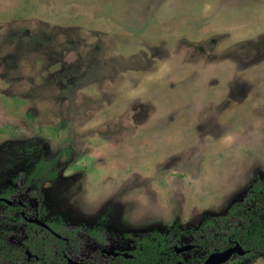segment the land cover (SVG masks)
Masks as SVG:
<instances>
[{
    "label": "rangeland",
    "instance_id": "1",
    "mask_svg": "<svg viewBox=\"0 0 264 264\" xmlns=\"http://www.w3.org/2000/svg\"><path fill=\"white\" fill-rule=\"evenodd\" d=\"M40 160L55 176L28 183ZM258 182L264 0H0V197L79 231L74 258L111 260L92 230L118 251L186 245ZM6 215L0 236L24 245Z\"/></svg>",
    "mask_w": 264,
    "mask_h": 264
},
{
    "label": "trees",
    "instance_id": "2",
    "mask_svg": "<svg viewBox=\"0 0 264 264\" xmlns=\"http://www.w3.org/2000/svg\"><path fill=\"white\" fill-rule=\"evenodd\" d=\"M55 161L40 160L26 177V181L32 183L43 176H55V173L50 171ZM4 197L13 201L11 206L6 204L8 219L25 220L20 216L22 207L19 203L30 208L29 216L39 218L36 207L32 208L20 200L16 203L15 199L9 198V195H4ZM249 198L250 204L234 206L227 215L208 216L204 219L201 227L194 232L198 243L204 247V250L207 252L221 251L236 242L251 250L252 253L264 252V185L261 182L253 185ZM15 212L17 213L15 214ZM48 225L61 238L34 223H26L27 240L23 246L13 244L0 236V261L12 264L25 262L27 259L26 250L40 257L39 261L33 260L34 264H65L64 255L74 260L79 259L73 257L80 246L79 231L68 230L60 223L48 222ZM86 235L93 238L96 242L95 245L104 246V237L99 231H88ZM133 239L134 248L129 251L133 258H111L106 264L176 263L174 255L171 253L172 244L169 242V238H165L161 233L153 232L147 235L133 236ZM88 262L94 264L90 260Z\"/></svg>",
    "mask_w": 264,
    "mask_h": 264
},
{
    "label": "flooded vegetation",
    "instance_id": "3",
    "mask_svg": "<svg viewBox=\"0 0 264 264\" xmlns=\"http://www.w3.org/2000/svg\"><path fill=\"white\" fill-rule=\"evenodd\" d=\"M3 198H6V197H3ZM8 199V198H7ZM0 203H5V202H3V201H0ZM6 204V203H5ZM20 204V206L22 207V210L20 211V216H22L23 217V219H25L24 221H25V226H26V223H30V222H28V219H30V218H32V217H34V216H29L28 215V212H29V210H30V208H28L25 204H23V205H21L22 203H19ZM18 204V205H19ZM25 209V210H24ZM47 224H48V222H46ZM37 225V224H36ZM39 226V225H38ZM40 227H42V226H40ZM50 227V226H49ZM201 227V226H200ZM43 228H45V227H43ZM51 228V227H50ZM45 229H47V228H45ZM47 230H49V229H47ZM53 235H55L56 236V232L51 228L50 230H49ZM165 238H167L166 237V235H164V234H162ZM201 237V236H200ZM60 238H61V236H60ZM187 244H190V245H192L193 246V249H191V250H189V251H183V252H181V253H177L176 252V250H175V247H180V245H172V249H171V253L174 255L173 256V258L176 260V263H178V262H183L184 264H202V263H204L205 262V260L208 258V256L211 254V253H213V252H207L206 250H204V247L200 244V243H198V240H197V237H196V235L195 234H192V237H191V241H190V243H187ZM235 244H237L236 242H234V244H230L229 246H227L225 249H228V248H230V247H233ZM241 245V244H240ZM23 246V245H22ZM182 246V245H181ZM244 249H246L247 251H248V253L246 254V255H244V256H248V255H251L252 254V252H251V250H249V249H247V248H245L244 246H242ZM103 249H108V248H106V246L104 245V246H100V245H95V247H94V250L95 251H97V252H99V253H101L102 255H104L105 257H109V258H117V257H124L125 259H128V258H133V256L132 255H130L129 254V251H118V250H113V251H116V252H118V253H120L118 256H113V255H108V254H106V253H103L102 252V250ZM225 249H223V250H225ZM108 250H112V249H108ZM223 250H221V251H223ZM196 251H200V252H202L203 253V256L202 257H200L199 255H195V256H190L189 254H191V253H194V252H196ZM214 252H216V251H214ZM25 253H27V261L28 262H30V261H33V260H35V261H39V259H40V257L37 255V254H34V253H31L32 254V256H29V252L26 250L25 251ZM123 254H128L129 255V257L127 258V257H125ZM184 255H189L188 256V258H185L184 257ZM244 256H238V255H235L228 263H230L232 260H235L236 258H239V257H244ZM64 259H65V264H68V260L69 259H72V258H69L68 256H66V255H64ZM74 260V259H73ZM75 261H78V262H84V263H87V264H92V263H89L88 262V260H85V259H77V260H75ZM176 263H174V264H176ZM228 263H226V264H228ZM18 264V263H17Z\"/></svg>",
    "mask_w": 264,
    "mask_h": 264
},
{
    "label": "water",
    "instance_id": "4",
    "mask_svg": "<svg viewBox=\"0 0 264 264\" xmlns=\"http://www.w3.org/2000/svg\"><path fill=\"white\" fill-rule=\"evenodd\" d=\"M0 201H3L5 202L6 204L8 205H13V201H11L10 199H7V198H3V197H0ZM28 222L30 223H34V224H37L39 226H42V227H45L47 229H51L49 227V225L43 221L42 219L38 218V217H32L30 219H28ZM57 237L60 238V235L56 234ZM193 249V246L190 245V244H186V245H182L180 247H175V250L177 253H181L183 251H189ZM103 253H106L108 255H113V256H118L120 253L116 252V251H113V250H108V249H103L102 250ZM248 253V251L246 249H244L242 247V245H240L239 243L235 244L233 247H230L228 249H225L223 251H216V252H213L211 253L208 258L205 260L204 263L202 264H226L228 263L235 255H238V256H244ZM29 256H32L31 253H28ZM125 257H129L128 254H123ZM68 264H87V263H84V262H78V261H75L73 259H69L68 260ZM176 264H184L183 262H178Z\"/></svg>",
    "mask_w": 264,
    "mask_h": 264
}]
</instances>
